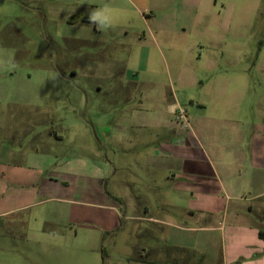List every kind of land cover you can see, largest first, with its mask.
Here are the masks:
<instances>
[{"label": "rangeland", "instance_id": "1", "mask_svg": "<svg viewBox=\"0 0 264 264\" xmlns=\"http://www.w3.org/2000/svg\"><path fill=\"white\" fill-rule=\"evenodd\" d=\"M105 3L118 10L111 28L73 21ZM5 51L16 67L0 71V108L38 115L23 137L41 131L44 143L37 147L71 160V179L67 187L54 183L16 223L2 220L0 264H135L162 242L160 226L131 218L160 216L159 198L190 195L195 180L154 171L148 188L138 158L147 148L97 139L100 124L115 126L117 114L141 111L177 122L185 109L183 125L191 128L202 114L218 118L222 128L209 125L218 145H235L234 131L243 133L252 163L264 143V0H0V54ZM124 123L132 136L131 120ZM107 159V179H80L72 171ZM130 164L133 173L122 170ZM64 210L65 221L54 216ZM257 221L264 227L262 214Z\"/></svg>", "mask_w": 264, "mask_h": 264}, {"label": "crops", "instance_id": "2", "mask_svg": "<svg viewBox=\"0 0 264 264\" xmlns=\"http://www.w3.org/2000/svg\"><path fill=\"white\" fill-rule=\"evenodd\" d=\"M75 16L78 15L72 19ZM173 51L177 56L179 51ZM149 55L145 54L144 66L150 64ZM226 87L222 88L220 95L227 94ZM169 107L172 112L176 111L173 106ZM2 110L0 108V225L2 220L10 224L21 220L19 218L25 215L21 212L39 204L45 192L55 187L54 183L67 187L70 184L67 185L66 179H71V160H65L59 152H46L37 147L38 143H44L41 131L23 137L28 127L34 130L36 124L33 121L38 115ZM113 119L116 128L113 124H100L96 135L99 143L103 145L109 141L113 145L147 148L138 154V158L146 169L144 179H147L148 188H152L150 177L156 174L154 171L165 174L166 179H175L180 174L184 177L182 179L195 180L196 183L195 192L190 195L160 197L157 203L160 216L131 218L157 224L160 226L158 231H162V242L158 247L148 249L147 260L136 259L135 264H264V237L261 236L264 227L257 221V216H264L263 142H258L256 148L259 150L255 163H252L251 149L246 151L243 133L234 131L238 137L235 145H218L219 139L209 127L217 121L222 128L218 118L202 114L195 128L178 121H166L163 114L141 111L130 115L117 114ZM127 120H131L134 129L130 137L124 134L128 131L124 123ZM22 125L26 129H22ZM163 129L174 131L169 137H161L158 132ZM49 134L58 141L64 138L56 131L50 130ZM111 166L108 159L103 165L85 161L78 166L82 170L72 171L80 179H107ZM122 170L133 173L134 169L130 164ZM142 207L147 214L153 208L149 202ZM67 215L65 210L54 213L62 221ZM59 223L63 222L59 220ZM90 229L109 233L107 228L98 226H90Z\"/></svg>", "mask_w": 264, "mask_h": 264}, {"label": "clouds", "instance_id": "3", "mask_svg": "<svg viewBox=\"0 0 264 264\" xmlns=\"http://www.w3.org/2000/svg\"><path fill=\"white\" fill-rule=\"evenodd\" d=\"M118 10L105 3L100 7L90 9L87 17L90 24L96 25L99 30H106L113 26ZM16 67L12 54L5 51L0 54V71H10Z\"/></svg>", "mask_w": 264, "mask_h": 264}, {"label": "built area", "instance_id": "4", "mask_svg": "<svg viewBox=\"0 0 264 264\" xmlns=\"http://www.w3.org/2000/svg\"><path fill=\"white\" fill-rule=\"evenodd\" d=\"M177 120L178 122L184 123L186 121V114L187 111L185 109H180L178 112ZM185 126H188V123L185 124Z\"/></svg>", "mask_w": 264, "mask_h": 264}, {"label": "trees", "instance_id": "5", "mask_svg": "<svg viewBox=\"0 0 264 264\" xmlns=\"http://www.w3.org/2000/svg\"><path fill=\"white\" fill-rule=\"evenodd\" d=\"M73 20H81V17L75 16L73 17ZM83 21L89 22L88 18H82ZM261 236L264 237V233L261 232Z\"/></svg>", "mask_w": 264, "mask_h": 264}]
</instances>
